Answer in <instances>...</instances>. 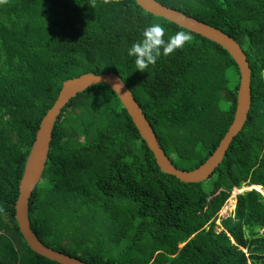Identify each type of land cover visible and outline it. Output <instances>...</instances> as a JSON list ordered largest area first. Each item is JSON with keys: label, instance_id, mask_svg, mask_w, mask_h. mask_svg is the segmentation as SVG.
I'll return each mask as SVG.
<instances>
[{"label": "trees", "instance_id": "obj_1", "mask_svg": "<svg viewBox=\"0 0 264 264\" xmlns=\"http://www.w3.org/2000/svg\"><path fill=\"white\" fill-rule=\"evenodd\" d=\"M156 1L241 47L251 96L242 128L207 179L182 182L157 166L115 92L92 85L53 125L28 202L30 227L46 246L88 264H264V195L256 189L264 190V0ZM150 23L162 24L165 38L184 31L191 39L140 72L127 49ZM110 72L180 170L199 166L232 122L239 71L219 44L135 0H0V264H59L21 236L19 180L62 82ZM241 185L256 188L220 216Z\"/></svg>", "mask_w": 264, "mask_h": 264}, {"label": "water", "instance_id": "obj_2", "mask_svg": "<svg viewBox=\"0 0 264 264\" xmlns=\"http://www.w3.org/2000/svg\"><path fill=\"white\" fill-rule=\"evenodd\" d=\"M146 12L162 17L189 31L197 33L223 47L238 67L239 78L236 93V105L232 122L220 139L213 152L196 168L180 170L176 168L160 146L157 137L145 118L132 93L113 73H83L62 82L58 95L50 108L41 118L35 132L34 140L24 163L22 176L18 184V195L14 204L15 220L22 238L35 253L56 261L59 264H88L78 258L69 256L43 244L32 231L28 220V202L33 188L40 180L45 167L53 125L64 105L77 93L99 84H107L117 95L127 111L140 137L153 154L155 162L164 173L175 176L182 182H198L209 177L222 161L233 137L240 131L250 108V68L244 52L238 43L223 31L209 24L190 17L182 12L168 8L156 0H135ZM253 188H256L253 186Z\"/></svg>", "mask_w": 264, "mask_h": 264}, {"label": "clouds", "instance_id": "obj_3", "mask_svg": "<svg viewBox=\"0 0 264 264\" xmlns=\"http://www.w3.org/2000/svg\"><path fill=\"white\" fill-rule=\"evenodd\" d=\"M165 31L162 24L150 23L143 29L142 38L134 41L127 49V55L134 57L136 70L144 72L149 65H154L161 55L174 53L191 39L190 34L184 31H177L165 38Z\"/></svg>", "mask_w": 264, "mask_h": 264}, {"label": "rangeland", "instance_id": "obj_4", "mask_svg": "<svg viewBox=\"0 0 264 264\" xmlns=\"http://www.w3.org/2000/svg\"><path fill=\"white\" fill-rule=\"evenodd\" d=\"M253 188V186H247V185H241L240 187L234 189L231 192V196L227 199V201L225 202V204L223 205V207L220 209V211L218 212V214L220 216H227L228 214H230L234 208L235 202H236V195L245 191V190H249ZM258 191H260L263 195H264V190L262 188H256ZM262 189V190H261ZM218 219L216 221L215 224V230L219 231L221 230V226L218 224ZM18 247V246H17ZM15 248V247H14Z\"/></svg>", "mask_w": 264, "mask_h": 264}]
</instances>
